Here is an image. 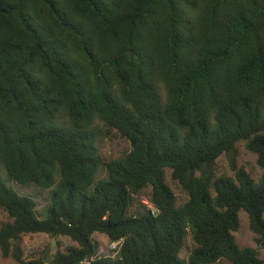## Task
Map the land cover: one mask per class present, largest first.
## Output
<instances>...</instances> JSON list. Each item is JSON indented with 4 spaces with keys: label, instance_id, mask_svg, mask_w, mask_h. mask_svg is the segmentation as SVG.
<instances>
[{
    "label": "trees",
    "instance_id": "1",
    "mask_svg": "<svg viewBox=\"0 0 264 264\" xmlns=\"http://www.w3.org/2000/svg\"><path fill=\"white\" fill-rule=\"evenodd\" d=\"M112 131L131 150L107 162ZM240 143L264 169V0H0L3 257L264 264L235 236L243 211L264 250V174L239 167ZM5 179L49 191L43 212ZM147 189L152 207L135 208ZM39 233L77 246L26 260L22 239Z\"/></svg>",
    "mask_w": 264,
    "mask_h": 264
},
{
    "label": "rangeland",
    "instance_id": "2",
    "mask_svg": "<svg viewBox=\"0 0 264 264\" xmlns=\"http://www.w3.org/2000/svg\"><path fill=\"white\" fill-rule=\"evenodd\" d=\"M99 150L102 158L105 161H110L113 159H118L123 155L127 154L131 150L130 143L123 139L119 134L112 131L111 133L102 136L99 143ZM237 163L239 167H244L248 172L251 173L254 179L258 180L264 174V169L258 166L257 156L252 152H249L245 148L244 143H240L237 147ZM218 174L232 176L233 172L231 170L229 159L227 156H222L218 161ZM105 172L100 173V177H103ZM167 181L175 191L177 196L178 204H183L187 201V194L181 189L177 182L171 180L170 172L167 175ZM5 182L8 186H12L19 194L29 195L35 198L38 202L39 212H43L44 207L49 203L50 193L49 191H41L35 188H23L15 183H9L6 179ZM151 189L145 190L136 201L135 208H141L142 205L151 208ZM9 220L6 211L0 209V225L6 223ZM237 242L242 248H253L258 251L259 256L264 258V250L258 248L256 244V235L250 228L249 218L245 212L240 213V229L235 233ZM94 238L101 243V255H113L116 248L109 239L102 234H95ZM69 246H77L70 238L65 236L51 237L44 233L39 234H28L22 239V249L24 253V258L29 260L31 258L39 257L43 253L49 255H54L58 250L65 251ZM192 246L190 238L187 243V248H185L181 257L186 258L188 256L189 247ZM0 264H20L13 257H3L0 250ZM220 264H230L227 261H222Z\"/></svg>",
    "mask_w": 264,
    "mask_h": 264
},
{
    "label": "built area",
    "instance_id": "3",
    "mask_svg": "<svg viewBox=\"0 0 264 264\" xmlns=\"http://www.w3.org/2000/svg\"><path fill=\"white\" fill-rule=\"evenodd\" d=\"M114 247L116 248L117 247V243H113Z\"/></svg>",
    "mask_w": 264,
    "mask_h": 264
}]
</instances>
